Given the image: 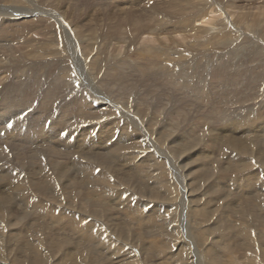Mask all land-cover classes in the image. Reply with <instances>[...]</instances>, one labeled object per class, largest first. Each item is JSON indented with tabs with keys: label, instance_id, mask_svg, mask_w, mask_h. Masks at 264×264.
<instances>
[{
	"label": "rangeland",
	"instance_id": "374dc122",
	"mask_svg": "<svg viewBox=\"0 0 264 264\" xmlns=\"http://www.w3.org/2000/svg\"><path fill=\"white\" fill-rule=\"evenodd\" d=\"M95 1L96 0H86V1L80 0V2L78 4L79 6H88L89 4H91V7H92L93 11L95 12V14L93 15L91 12L88 16H82L79 19H76L75 16H70L71 20L75 24V28H81V29H84L86 31H89L90 29H93L94 27H96L100 30L105 29L106 31H108L112 35H118L119 32L121 30H123L124 32L130 34L131 38L133 39V41L131 43V51L129 54V60L126 62V60H127L126 59V60H124L125 63L120 64L119 67H117V65H115L114 66L115 69H111L112 71H110V73L111 74L113 73V74L111 75L109 73V75L105 77V83H104L103 87L104 88L108 87V86L114 87L113 90H115L116 93H118V90L121 92V95L118 93V95H119L118 98L121 101L128 103V105L130 106L131 109L133 108L136 111H138V109H141V118H142V120H144V124L148 123L150 121V117H157L159 120H161V122H163V124L160 127V131H164L166 127H169L170 125H172L173 122L176 120L182 121L184 124L185 123L186 124L185 125L184 124H178L179 128H178V130L176 129V132H175L176 136L175 137L178 138V140H176L178 142V146L176 143H169V144L165 143V144H163V142L158 141V147H161V145H162V148L164 149V151H162V152L164 154H166L167 156L171 157L172 160H169L170 161L169 162L167 159H165V157H163L162 155H159L161 157L162 161H165L162 163V169L160 170V169L155 168V170L152 171V175L148 174L147 177L142 176L141 179L143 181V184H140L141 182H140L139 178L133 173L132 174L128 173L129 175H127L126 178L122 179V171L121 170H119L120 176L110 177V176H112V171H110L111 170L110 168H112L114 166V168L116 169L118 167H122V165H119L120 162H118V160L107 159L108 165H102V166H100V168H96V171L100 170L101 173L104 172V174H107L105 176V178L107 180H110L109 183H110V185L113 186V188H112V186L110 187V189L113 190L112 192L108 193L105 190H103V191H97V192L90 193L89 190L85 187L86 185H83L85 188H83V186H82V188L85 189V190H83L80 186V183H83V182H81L83 176L80 175L79 173H77V170L75 168L73 170V172H74L73 173L72 169L71 168L69 169L70 166L68 164H62V167H61L62 170L58 168L59 170L62 171V175L59 179V182H61V183L57 182L59 184L58 186L55 183V185L57 186V187H55V189H57V190H52V191L41 190V191H39L35 188H32V186H27V192L29 193V197L31 199L33 198V200H32L33 203L34 204L35 203H40V204L43 203V205L41 206L42 207L41 212H44L45 210H48L50 208H56V211L54 212L56 214V216H57V214L62 215V216H64V214H66V215L74 214V215L81 218L80 222H81L82 226H90L89 228H92V230L94 232H98V233L101 232L100 234L103 236L102 237L103 240L105 239L104 241H102L101 238L97 239V240L91 239V241H87V242L84 241L83 239H81V240L78 239L77 236L75 235V233H73V231L68 230V229L63 231V224L59 221L54 222L56 217L54 215L52 216V214L44 216L43 218L42 217L38 218L39 213L34 214L36 211L29 214L26 209H23V208H25V207H23L24 205L22 206L19 203V200L17 198L13 197L14 195L12 192H10L11 190L9 189V191H8L7 189H4V187H6V186H4V184H8V183L4 182V180L0 177V194L2 193L1 195H6L10 199V202H11V203L10 202L7 203L11 207H6L2 203L3 199L0 197V199H1L0 200V209L2 208V210H9L8 212L5 211L6 213L2 212V210H0V216L8 215V217H6L4 221L2 220L3 223H1V220H0V231H1L0 232V234H1L0 235V244L1 245L3 244L2 246L0 245V264H4V263L7 264V262H8V264H26V263L27 264H37V263H40V264H46V263L47 264H84V263L85 264H264V254H263L264 253V216L262 215V214H264L263 213L264 208L262 206H260V205L264 206V197H262V199H261V197H259V195L262 196V194L264 196V187L261 184V182H263V180H264V170H263L264 169V145H263L264 144V136H263L264 135V97L262 98L263 102L259 103L261 107L258 106V108L249 109L248 111H241V109H238V110L232 109V110L228 111V109H230V108L223 107V105H225V103H235L237 101V100L230 101L232 99L229 98V96L234 95L236 97L235 93L237 92V87L238 88L241 87V83L245 82L243 80H247V81L250 80L251 82L255 81V80L252 81L251 80L252 78L249 79L248 78L249 75H248V77H246V76L244 77V75L242 77L240 75L242 78V81L239 82L240 84L236 83V84H234L235 85L234 86V85H232L233 83H231L228 87L230 91L229 92L224 91V88H227V86L225 85V80H228L227 72L231 71L232 73L228 74V75H231V74H234L235 72L242 71V68L245 65L251 64V61L247 59L248 56L246 55V52H248L247 54L250 55L249 51L248 50L246 51V49L239 50V53L236 56L231 55V57L229 56V59H227L228 58L227 55H226L227 56L226 57L225 55L215 56V55L209 54L212 50V46H214L213 44H206V45H203L202 47H200L198 49L190 47V52H191L190 59H191V62L193 64V68H192L191 74H186V77L188 75H190V77L187 80V85L190 88H188V89L185 88L184 92L191 94L193 101H191L190 104H188L187 100L183 97V95H181V84L179 83L180 81H182L181 76H182L183 71L178 70V73L176 75H174L172 77V79H170L171 75H170L169 71L167 73H163V72H159L156 69H153L151 67L150 64L152 63V61H151L150 56L148 55V53H146L145 51H143L141 49L142 47L147 49L150 46L154 47V48H159L160 46H164V45L174 47L173 42H176L178 44H185L184 46L181 47L183 50V49H186L188 47L187 43L190 44V43H194L196 41H199L200 43H208L210 41L220 40L221 39L220 37H222L224 34L232 35L234 33H236V36L240 37V40H248V39H253V38H257V37L264 39L263 29L258 30V32H260V33H258L256 35L254 31H251L252 29H254V28H251L252 24H248V22H251L252 20H254L256 27L264 24V7H263L264 3L261 2L262 0H260V1L233 0V1L228 2L227 4H229V7H230L229 9H227L228 11H225V12L220 11L219 15L217 12H211L205 18L201 19V21H197L194 23L195 27H196L194 29H196L198 31L196 34V40H195L193 37L188 36V35L182 36V34L176 35L173 33V31H177L178 33L181 32L180 28H167V30H169V32H167L168 36H165V37L163 35H160L164 31L163 29L160 31H156L155 32L156 38H154L152 35H149L147 33L148 30H151V28H148L149 25H147V22L146 21H144V22L140 21L139 22L140 16H135V15L134 16H130V15L124 16L123 15V17L133 18V19H131V21L125 20L122 23H117L112 18H109L106 16V15H108L107 13H110L111 11L115 10L114 5H111L110 9L108 10V12L105 15H99V14H96L97 8L94 5ZM84 2L87 4H84ZM232 7H236V10H232ZM244 10L246 13H244L243 15H240L239 11H244ZM141 11L142 10L133 11V12L139 13ZM113 16H115V18H116L118 15L115 13V15H113ZM32 18L33 17H29L27 19H32ZM227 21H230V22L227 23ZM219 23H225L226 27H228V28H219V29H217V31L213 32L212 31V29H214L213 27L217 26ZM259 23H261V24H259ZM230 25H231V28H229ZM40 29H39L40 31L34 33L33 35L32 34L29 35V38H34V40H36L35 42H33V45H37L38 42H43V41L52 42L53 39L51 36H48L47 34L45 36L43 35V33L44 32L46 33L47 31H45L43 28H40ZM207 30H211L210 37H208V38L205 36V33L207 32ZM48 37H49V39H48ZM164 38H166L165 41L163 40ZM120 44L115 41L110 46L109 53H111V55L113 57L115 55L119 54V58H121V56H124L126 54L125 53V51L127 52V49H125L127 47L126 44H123L122 42ZM11 45H12V47H10V48L13 49V51L16 53L17 56L22 54V52L24 50H26L24 48V46H22L18 42L12 43ZM61 48H59V49H61ZM135 51H136V53L134 54ZM137 51H143L144 52V55H143L144 59L143 60L141 58H139V56H141V55H137ZM94 54L97 55L95 52H94ZM105 55H106V51L101 50L100 54L97 56L101 60L102 58L105 57ZM159 55H161V54H159ZM162 58L159 56V59H160L159 61L166 63L165 61H163ZM118 59H114V61L116 62V61H118ZM181 60H185V56L182 57ZM134 64H137L138 66L135 68ZM167 64H169V63H167ZM225 64L228 65L229 69L230 68L231 69L228 71L224 70ZM121 67L124 70L120 69ZM119 70H121V71H119ZM20 71H22V69L11 70V71L7 70V75L9 78H11L10 82L13 84L19 83L22 90H29L30 93L31 92L35 93L34 91L37 88H39V89H37L38 94H39V92L43 93L44 90L40 89V87H43L44 84H48L51 82L53 83V81H54V79L51 78V76L48 75V73H46V72H44V74L42 75L43 76L42 78H36L35 79L36 81H35L32 79V76H30V75H32V73H30L29 71H28V73H26L27 71H23V72H20ZM118 72L119 73L122 72V74H124L123 77L120 76L121 74L118 75V76H120L118 78L114 77L118 74ZM114 73H116V74L114 75ZM243 78H245V79H243ZM0 79H1L0 80L1 82L5 81L2 78H0ZM106 79H109V81H107ZM47 80L50 82H48ZM39 81L41 82V84H39ZM188 81H190L191 84H189ZM21 82H24V84ZM254 84H255L254 86L256 87L255 90L258 91L260 89V86H259L260 82L256 81V82H254ZM53 86H51V88H53ZM79 86H81L79 84V81L77 83L75 82L73 84L74 90L75 91L77 90L76 93H79V96H75V97H77V103L79 105H82V106L90 105L91 103H93L92 100L89 98L90 94L87 91L88 88H85L84 86H82V88L79 89ZM258 86H259V88H258ZM212 88H214L217 91L212 92V90H211ZM83 89H85V90H83ZM0 91H1V87H0ZM60 91H61V89H60ZM62 91L68 92L66 85L63 86ZM115 91H113V92H115ZM73 93H75V92L73 91L72 94ZM263 95H264V93H263ZM14 96L16 97L17 94L15 95V93H14L13 97ZM30 96H31V94H30ZM84 96L86 99L84 98ZM171 96L179 98V102L177 104H181V105L177 109H174L172 106L169 105L170 102L173 100V98ZM34 98L35 97L32 95L30 101L32 102L33 101L32 99H34ZM212 99H214L216 101H221L222 106L218 107V109H214V110H208L207 108H205L206 102L208 100H212ZM16 100H18V99H16ZM59 101H61V100H59ZM39 103H40V101H39ZM68 103L69 102H66L65 105ZM187 105H190L189 107L192 109L191 111L187 112L186 110H181L183 107L187 108ZM101 106H105V105L99 106L98 104L95 103V105H93L94 108L89 107L87 110H92V113L94 111L99 113V110H100L99 107H101ZM1 109H4L2 107V104H0V110ZM177 110H181V111L177 113ZM219 110L221 111V115L223 114V118H222L223 120H220V118H218V116L220 114ZM33 112H34V109L31 108L29 110L24 111V113L22 112L23 114L20 113L18 115L12 116L11 119L7 123L4 124V126L0 125V128H3L0 131V146H1L0 152L3 150L1 152L2 154H0L1 155L0 161H2V162H0V173H2V172L4 173V171H6L4 169V167L11 165V164H14L16 162L15 161L16 158L19 157L21 160L23 159L24 162L26 161L25 163H27V164H25V165L27 167L25 166L26 168H24V170L20 169V168L17 169L20 172V175L19 176L17 175V179L19 177L23 178L27 184L28 183L30 184L32 182V180L35 182H39L43 178V175H37L36 169H38V168L35 165V163H37V162L31 161V159H30V157L32 156V154H31L32 152H30V150L34 149L35 146L31 147V145L27 144V143H24V144L22 143L23 144L22 145V144H20L21 142H15L16 140L8 141L5 138V133H6V130L11 129L13 127V125H15V123H17L18 121L23 120L24 118H26V116L30 117L31 116L30 114H32ZM49 112H51V113H47V114H45V116L47 115L46 117H48L50 120H52L53 117H55L57 110L54 109V107H53L51 110H49ZM231 112L232 113L234 112V113L232 114ZM97 113L94 112V114H97ZM181 113H182V115H181V117H179L178 114H181ZM176 114L178 117L176 116ZM193 114H195L196 117ZM2 116H4V115L1 114L0 117H2ZM18 117H19V119H18ZM254 117L257 120L260 119L259 121H257L258 125L255 126V128L247 129L246 124L249 121H251L250 119H252ZM16 118H17V120H16ZM187 119L190 120L189 122L187 121L188 123L185 121ZM28 120H25V121H28ZM50 120H48L49 122H47V124L45 125V128L50 127L49 125L52 122ZM10 122H11V124H10ZM224 122H227L229 124H230V122L235 123V125L232 126V130H234V132L235 131L236 132L234 133L233 131H230L229 129H224L223 128L225 125ZM71 124H72V121L69 122L68 124H66V126H64L62 128V130L60 132V138L67 139V137L69 136L68 133L72 132V130L69 128H70V126H72L74 124V122L72 125ZM9 125H11V126H9ZM40 126L44 127L43 124ZM261 126H263V129ZM72 129H75V127H73ZM132 129H136L134 131L139 132V134H136V136H138V137L149 136V133L147 132V130L144 127H142V132H141L136 128V126L133 123L128 124V135L130 134ZM188 131H191V136L185 135V133ZM63 133H64V135H63ZM78 133L80 134L81 131H79ZM67 134H68V136H67ZM125 136H127V134L123 135V137H125ZM183 136H184V139H191V141H190L191 143L189 142V144L183 146V148H180V147H182L181 141H184V140H182ZM197 136H198V138L199 137H202V138L198 139ZM229 136H230V138H229ZM216 137H218L219 139H217ZM195 138H196V141L194 140ZM140 140H142V138ZM143 140H144V138H143ZM200 140H201V142H200ZM202 140H203V142H202ZM235 140H236L237 144H235L236 143ZM5 141H8L9 143L5 142ZM128 141H129V137H128ZM239 141L241 144L239 143ZM142 142L144 143L145 146H147V144L149 145V142H147V141H142ZM129 143H132V142H129ZM212 143L215 144L216 146L215 145L212 146L213 145ZM15 144L17 146H18V144H20L19 148H21V146H22V148L19 150V148ZM110 144L111 143L109 141L107 146H109ZM230 144H232V145L234 144V146H232ZM24 145L27 146L28 148L27 147L24 148L25 147ZM49 145L50 144H48V145L45 144L44 148L45 149L49 148ZM14 146H15V148H14ZM236 146H238L239 148ZM3 147L4 148L6 147L5 151H4ZM50 147H51V145H50ZM109 147L107 149H109ZM188 147H189V150L186 149ZM23 148L25 149L26 152L24 151ZM147 148H149V147H147ZM190 148H193V150ZM26 149H28V150H26ZM165 149L167 150V152ZM174 149L176 150V153L174 152ZM184 149H186V150H184ZM236 149H238L239 152ZM14 150H16L17 152ZM47 150H45V151H47ZM69 150L71 152L74 150L72 152L73 154L71 152H69ZM73 150L68 149V148H66V149L64 148V149L60 150L62 152L61 156L64 157V159H62L64 162L68 161L67 160V158L69 157L68 153H70V156H72L71 157L72 159L74 157H77L79 154L80 155L83 154L82 155L83 157H91V156L94 157L95 155L100 153L99 151H97V153H95L94 151H92V152L89 151V153H87L88 154L87 155V154H84L87 151L84 152V151H82V149H79V150L73 149ZM8 151H9V153H7ZM31 151H33V150H31ZM108 151L111 153L113 152V150H108ZM15 152H16V154H15ZM189 152H190V154H188ZM210 152H212V153H210ZM246 152L250 155H248ZM43 153H45V152H43ZM43 153L39 152L38 158H39V161H43V163L46 165L49 164L48 160L55 159V157H56L55 156L56 153H55V155L54 154L49 155V152H46L45 154H43ZM133 153L134 152H130L131 155ZM138 153H140V152L134 153V155H137ZM106 154H108V152ZM175 154H177V155H175ZM17 155H20V156H17ZM48 156H49V158H48ZM182 156H184V157H182ZM193 156L194 157L196 156V158H194ZM12 157H14L13 161H15V162L12 161ZM177 157L179 160L177 159ZM199 157H200V159H198ZM202 157H204V158H202ZM44 158L46 159V161ZM180 158L183 159V161ZM20 159H19V161H20ZM56 159H58V158H56ZM194 159H196V160H194ZM5 160L8 163H5L6 162ZM198 160H200V161H198ZM208 161H210V162H208ZM226 161H227V163H226ZM24 162H23V164H24ZM176 162L178 165L176 164ZM186 162H187V164H185ZM31 163L36 167H34ZM182 163H184V164H182ZM189 163H190V165H189ZM213 163L214 164L216 163V164L213 166L212 165ZM17 165H19V164H17ZM65 165H68V166H65ZM105 166H108V167L110 166V167H109V169H107L108 167L104 168ZM208 166H210V167H208ZM227 166L230 167V169ZM225 167H226V169H225ZM261 167H263V169ZM2 168H3V170H2ZM157 168H160V167H157ZM175 168L179 170L181 175H178L176 173V171L174 170ZM213 168L215 170H213ZM65 170H66V172H65ZM157 170H159V172ZM211 170H212V172L210 173ZM220 170H222V171H220ZM24 171L26 172V174H24L25 173ZM262 171H263V173H262ZM220 172L222 174H220ZM64 173H65V175H64ZM231 173H233V174H231ZM170 175L172 176V178ZM247 176H248V178H247ZM24 177H26V178H24ZM28 177H30V178H28ZM14 179L17 180L16 178H14ZM68 179L71 181L72 180L77 181L76 183L71 184V186H70L71 181L67 184L69 188L73 187L72 189H69L68 187L65 188L64 185H62V183L65 184L66 180H68ZM79 180H80V182H79ZM118 180H120V181H118ZM131 180H133V181H131ZM149 180L152 181L153 183L152 184L148 183V182H150ZM156 180H159V181H156ZM174 180L177 182H174ZM56 181H58V178L56 179ZM251 181H253V182H251ZM138 182H140V183H138ZM114 183L116 184L115 186H114ZM155 183H157V185ZM255 183L257 185H255ZM1 184H3V186ZM122 184H124V185L126 184V186H124ZM198 184H200V185L198 186ZM260 184H261V186H260ZM162 185H164V186L162 187ZM178 185H180V186H178ZM173 186H175V188ZM148 187H150V188H148ZM166 187H168V188H166ZM260 187H262L263 189ZM28 188H30V189H28ZM80 188L82 189L81 190L82 192L79 190ZM242 188H245V189H242ZM40 189H42V187H40ZM63 189H65V190H63ZM172 189H173V192L171 191V193H170V190H172ZM235 189H237V190H235ZM239 189H240V191H239ZM71 190L72 191L76 190V192H73V194H72ZM157 191H159V194ZM177 191H178V193H177ZM191 191H192V193H191ZM30 192L31 193L33 192V193L31 194ZM54 192H55V194H54ZM187 192H189L191 194H189ZM239 192H241V194ZM244 192H246V193H244ZM252 192H254V193H252ZM37 193H38V195H36ZM60 193H62L61 196H63V195H65V196L60 198L59 197ZM161 193H163L162 194L163 196L160 195ZM214 193H216V195ZM256 193L258 195H256ZM41 194H42V196H41ZM111 194L112 195L114 194L115 196L118 197L117 198L118 202H116V200H113L116 197H114V195H113V197H111L112 196ZM35 195H36V197H35ZM130 195H132V196H130ZM51 196L52 197L54 196V199L50 198ZM83 196H84V198H83ZM86 196H88L87 197L88 200L92 199V202L95 201L94 205H96V206L91 205L90 202L87 203L86 202L87 201ZM159 196H160V198H159ZM181 196L183 198H181ZM105 197L107 199H105ZM37 198H38V200H37ZM96 198H97V200H96ZM161 198H164V199H161ZM190 198L193 201L189 200ZM252 198H253V200H252ZM47 199H49L50 202ZM51 200H56V201L51 202ZM158 200H160V201H158ZM250 200L252 202H250ZM68 201L70 202V204ZM55 202H57V204ZM133 202H134V204H133ZM244 202H246V203H244ZM258 202H259V204H258ZM251 204H252V207H255V209L258 211H256V210L253 211L254 208L252 209ZM257 204L260 206L259 207V208H261L260 210L258 207H256V206H258ZM167 205L169 206V208ZM243 205L245 206L244 207L245 209L242 207ZM149 206H152V207H149ZM193 206H195L194 207L195 210H194ZM147 208H150V210ZM158 209H160V210H158ZM242 209H244V210H242ZM241 210L243 211V213ZM24 211L26 213H24ZM69 211H70V213H69ZM166 211L168 213H165ZM252 211L257 212V213H253ZM13 212H15L16 214ZM20 212H22V213H20ZM80 212H81V214H80ZM154 212H155V215L152 216L154 214ZM191 212H193L195 214V217H194V214ZM249 212H251V214H249ZM142 213L144 215H146V214L149 215L150 219H148L147 216L144 217V215ZM158 213H160V214H158ZM124 214H125V216H124ZM240 214H242V216ZM243 214H244V217H243ZM253 214L255 216H253ZM259 214H260V216L262 215L261 218H259ZM14 215L16 218L14 217ZM23 215L26 216L27 219H29V220L22 221L20 216H23ZM82 215H84V216H82ZM120 216H121V218H119ZM235 216H236V218L237 217L238 218L236 219ZM18 217L20 220L18 219ZM7 218L9 220H7ZM198 218H200V219H198ZM257 218H259V219H257ZM16 219L19 220V223H21V224H18V221ZM34 219L38 220L37 221L38 223L36 222V224L31 225L30 222H28V221H32ZM119 219L123 223L120 222ZM190 219H191V221H190ZM252 219L256 220V221H253ZM51 220H52V222H51ZM124 220L126 222H124ZM132 220H134V221H132ZM249 220H251V221L249 222ZM257 220L260 221V223ZM8 221H9V223H8ZM13 221L16 223L14 224ZM127 221L129 224L127 223ZM173 221L175 223H172ZM254 222H257L258 224H255V225L252 224L251 225V223H254ZM261 222H263V223H261ZM10 223H13L15 226L17 224V227H20V230H17L16 228L14 229L15 226L13 227L12 226L13 224L9 225ZM119 223H121V226ZM122 224H124V225L122 226ZM240 225H241V227H240ZM11 226L13 227V229ZM135 226H136V228L134 230ZM138 226H141V227H138ZM8 227H11L10 228L11 230H9ZM30 227H31V229H30ZM121 227H122V229H121ZM173 227H175V228H173ZM194 227H195V229H194ZM250 228H252L253 231ZM40 230H42V231H40ZM115 232H117V233H115ZM156 232L159 234H157ZM133 233H135V234H133ZM125 234H128V235H125ZM251 234H252V236L253 235L254 236L253 237L250 236ZM12 235L13 236L15 235V236L13 237ZM38 235H40V236H38ZM52 235H53V238H52ZM171 235H172V237H171ZM149 236L150 237L152 236V237L150 238ZM113 237H115V238H113ZM241 237L243 239H241ZM248 237H250V238H248ZM255 237H257V238H255ZM124 238H125V240H124ZM177 238L179 239V241ZM246 238H248V239H246ZM250 239H254L255 241L254 240L252 241ZM245 240H249V241H246V243H245ZM48 243H49V245H48ZM37 244H38V246H37ZM12 245H13V247H10ZM15 245H16V250L12 249L15 247ZM50 246H51V248H50ZM26 247H28L29 249ZM112 248H113V250H112ZM199 248H200V250H199ZM5 249H7L9 252ZM204 249H206V250H204ZM26 251H27V253H26ZM75 251H76V253H78V255L76 253H73ZM106 251H109V252H106ZM110 251H112V252H110ZM204 251H205V253H204ZM30 254H32V255H30ZM27 256H28V258H27ZM40 256H42V257H40ZM91 256H92V258H91ZM84 257H85V259H84ZM76 258H78L79 260ZM5 260H7V262ZM97 261H99V262H97Z\"/></svg>",
	"mask_w": 264,
	"mask_h": 264
},
{
	"label": "bare ground",
	"instance_id": "6f19581e",
	"mask_svg": "<svg viewBox=\"0 0 264 264\" xmlns=\"http://www.w3.org/2000/svg\"><path fill=\"white\" fill-rule=\"evenodd\" d=\"M81 1H83V0H81ZM84 1H86V0H84ZM230 1H233V0H96L94 2V5L97 8L96 14H99V15H105L108 12V10L110 9L111 5H114L115 10L111 11L110 13H107L108 15H106V16L109 17V18H112L117 23H122L125 20L131 21V19H133V18L123 17V15L124 16H126V15H130V16H134V15L135 16H140L139 17V22L140 21L141 22H144V21L147 22V25H149L148 28H151V30H148L147 33L149 35H152L154 38H156L155 37V32L156 31H160V30L163 29L164 31L160 35H163L165 37V36H168V33L167 32H169V30H167V28H180V31L181 32L178 33L177 31H173V33L176 34V35L177 34H182V36L183 35H188V36L193 37L196 40V34H197L198 31L196 29H194V28H196L194 23L197 22V21H201V19L205 18L211 12H217L218 15H219L220 11H224V12L225 11H228L227 9H229L230 7H229V4H227V3L230 2ZM252 1H260V0H252ZM79 2H80V0H0V78H2L3 80H5L3 82L0 81V87H1L0 96L2 95L0 97V104H2V107L4 108V109H1L0 110V115L1 114L4 115V116L0 117V125L4 126V124L7 123L11 119L12 116L18 115V114H20L22 112L24 113V111L29 110L31 108L34 109V112L32 114H30L31 115L30 117L29 116H26V118H24L23 120L18 121V122L16 121L17 123H15V125H13V127L11 129L6 130L5 138L8 141H14V140H16L15 142H21L20 144L27 143V144H30L31 147L35 146L34 149H31L33 151H31L29 149L30 152H32L31 153L32 156L30 157V159H31V161H34V162L36 161L37 162V163H35V165L38 168V169H36L37 175H43V178L39 182H35V181H33L31 179L32 182L30 184L29 183L27 184L24 181L23 178H20L19 177L17 179V175L18 176L20 175V172L17 169L20 168V169H23L24 170V168L27 167L25 165V164H27V163H25L26 161L24 162L23 159L21 160L19 157L16 158V160H15L16 162L13 161V158L14 157H12V161L15 162V163L4 167V169L6 171H4V173L3 172L0 173L1 174L0 177L4 180V182H7L8 183V184H4V186H6V187H4V189H7L8 191L10 189L11 190L10 192H12L13 195H14L13 197L14 198H17L19 200V203L22 206L24 205L23 207H25V208H23V209H26L29 214L36 211L34 214L39 213L38 218H41V217L43 218L44 216H47L49 214H52V216L54 215L56 217V219H55L54 222L59 221V222H61L63 224V231L66 230V229L73 231V233H75V235L77 236L78 239H80V240L83 239L84 241L87 242V241H91V239H96L97 240V239H100L101 238L102 241H104L105 239L103 240V238H102L103 236L100 234L101 232L100 233L94 232L92 230V228H89L90 226H82L81 225V222H80L81 221V218L78 217V216H76V215H74V214H68V215L64 214V216L57 214V216H56V214L54 213L56 211V208H50L48 210H45L44 212H41V209H42L41 206L43 205V203L42 204H40V203H35L34 204L33 203V201H32L33 198L31 199L29 197V193L27 192V186H32V188H35V189H37L39 191H41V190H47V191L57 190V189H55V187H57L59 185L57 182H59V179H60V177L62 175V171H61L62 170L61 169L62 164H68L70 166L69 169L71 168L72 169V172H73V170L75 168L77 170V173H79L80 175L83 176L82 177V181H81L83 183H80L81 188H82L83 185H86L85 187L89 190L90 193L97 192V191H103V190H105L108 193L109 192H112L113 190L110 189V187L112 186L109 183L110 180H107L105 178V176L107 174H104V172L101 173L100 170L96 171V168H100V166H102V165H108V163H107L108 160L107 159H115V160H118V162H120V164L119 163L118 164L119 165H122V167H118L116 169L114 168V166L112 168H110L111 169L110 171H112V176H110V177H116V176L118 177V176H120L119 170H121L122 171V179L123 178H126L127 175L133 173V174H135L139 178V180L141 182V183L140 182H138V183L143 184V181L141 179L142 176L147 177L148 174H151L152 175V171L155 170V168L156 169H160V170L162 169V163L165 162V161H162V159H161V157L159 155H162L168 161L169 160H172L171 157L167 156L166 154H164L162 152V151H164V149L162 148V145H161V147H158V141L159 142L160 141L163 142V144H165V143L166 144L167 143L168 144L169 143H176L177 146H178V142L176 141V140H178V138L175 137L176 136V133L175 132H176V129L178 130V128H179L178 124H184V123L182 121L176 120V121L173 122L172 125H170L169 127H166L164 131H160V127L163 124V122H161V120H159L157 117H150V121L148 123H145L144 124V120H142V118H141V109H138V111H136L133 108L131 109L130 106L128 105V103H126L124 101H121L118 98L119 97L118 93L121 95V92L118 90V93H116V91L113 90L114 87H112V86H108V87H105V88L103 87V85L105 83V77L109 75L110 71H112L111 69H115L114 68L115 65H117V67H119L120 64L125 63L124 60L127 59L126 62L129 60V54H130V51H131V43H132L133 39L131 38L130 34L124 32L123 30H121L118 35H112L108 31H106L105 29H101L100 30V29H98L96 27H94L93 29H90L89 31H86V30L81 29V28H75V24L71 20V17L70 16H75L76 19H79L82 16H88L91 12H92L93 15L95 14V12L93 11V9L91 7V4H89L88 6H79L78 5ZM261 2L264 3V0H262ZM84 4H87V3L84 2ZM263 7H264V4H263ZM140 10H142V11L139 12V13H134L133 12V11H140ZM232 10H236V7H232ZM115 13L118 15L116 18H115V16H113V15H115ZM244 13H246L245 10L244 11H239V14L240 15H243ZM29 17H33V18L32 19H27ZM228 22H230V21H227V23ZM248 24H252L251 28H254V29H252L251 31H254L256 35L258 33H260V32H258V30H262L263 29V31H264V24L259 25V26L256 27V24L254 23V20H252L251 22H248ZM259 24H261V23H259ZM40 28H43L45 31H47L46 33L44 32L43 35L45 36L47 34L48 36H51L52 39H53L52 42H50V41H43V42H38L37 45H33V42H35L36 40H34V38H29V35L30 34L33 35L34 33L40 31L41 30ZM213 28L214 29H212V31L215 32L219 28H228V27H226V24L225 23H219L217 26H214ZM229 28H231V25H230ZM210 33H211V30H207V32L205 33V36L207 38L210 37ZM220 38H221L220 40L210 41L208 43H200L199 41H196V42L190 43V44L187 43L188 47L186 49H183V50H182L181 47L184 46L185 44H178L176 42H173L174 47H171V46H168V45H164V46H160L159 48H154V47H151L150 46L147 49H145L144 47H142L141 49L143 51H145L146 53H148V55L150 56L151 61H152V63L150 64L151 67L153 69H156L157 71L163 72V73H167L169 71L170 72V75H171L170 76V79H172V77L178 73V70L179 71H183L182 72V76H181L182 81H180L179 83L181 84V95H183V97L187 100V103L188 104H190V102L193 101L192 100V95L184 92V89L185 88H187V89L190 88L187 85V80L190 77V75H188L186 77V74H191V71H192V68H193V64H192L191 59H190V54H191L190 47H193V48L198 49V48L202 47L203 45L213 44L214 46H212V50H211V52L209 54H212V55H215V56H219V55H225L226 56L227 55L228 56L227 59H229V56L231 57V55H235L236 56L239 53V50L246 49V51L248 50L249 53H250V55H248L247 54L248 52H246V55L248 56L247 59L251 61V64L250 65H245L242 68V71H240V72L238 71V72H235L234 74H231V75H228L229 73H232L231 71L227 72L228 80H225V85L227 86V88H224V91L229 92L230 91L229 88H228L229 85L231 83H233L232 85H234V84L239 83L240 81H242L241 76L243 77V75H244V77L245 76L248 77V75H249L248 78L249 79L252 78L251 80L252 81L255 80L254 82L259 81L260 82V85H259L260 86V89L258 91L255 90L256 87L254 86L255 85L254 82H251L250 80L249 81L243 80L245 82H242L241 83V87L240 88L237 87V92L235 93L236 97L234 95L229 96V98L232 99L230 101H234V100H237V101L235 103H225V105H223V107L230 108V109H228V111H230L232 109H237V110L238 109H241V111H248L249 109H256V108H258V106L261 107L259 103L260 102H263L262 101V98L264 97V95H263V93H264V39L257 37V38L248 39V40H240V37L239 36H236V33H234L232 35L224 34ZM48 39H49V37H48ZM165 39L166 38H164L163 40L165 41ZM115 41L117 43H119V44L122 42L123 44H126V46H127L125 48V49H127V52L125 51L126 54L124 56H121V58H119V54H117V55H115L113 57L111 55V53H109V48L113 44V42H115ZM15 42H18L19 44H21L22 46H24V48L26 49V50H24L22 52V54H20L18 56L13 51V49L10 48V47H12L11 44L12 43H15ZM59 48H61V49H59ZM101 50H105L106 51V55H105L104 58L101 57L102 59L100 60L97 55L100 54V51ZM143 51H137V55H141V56H139V58H141L142 60L144 59L143 58V55H144V52ZM94 52L97 55H95ZM135 53H136V51L134 52V54ZM159 54H161V55H159ZM159 56L161 58L163 57L162 59L166 63L160 62L159 61L160 60L159 59ZM184 56H185V60H181V58L184 57ZM114 59H118V61L115 62ZM167 63H169V64H167ZM134 65H135V68L138 66L137 64H134ZM20 69H22V71H20V72L27 71L26 73H28V71H29L30 73H32V75H30V76H32V79L33 80H35L36 78H42L43 77L42 75L44 74V72H46V73H48V75L51 76V78L54 79V81L52 80L53 83L51 82L54 86L51 83L44 84L43 87H40V89H43L44 91H43V93L42 92H39V94H38V90H37L39 88H37V87H36L37 88L36 89L37 91L36 90L34 91L35 93H33V92L30 93L29 90H22L21 87H20V85H19V83H14V84L11 83L10 82L11 78H9L8 75H7V70H10L11 71V70H20ZM120 69L124 70L122 67ZM230 69L228 68V65L225 64L224 70L228 71ZM119 71H121V70H119ZM115 74L116 73H114V75ZM119 74H121L120 76H122V77L124 75V74H122V72L121 73L118 72V74L116 76H114V77H117V78L120 77V76H118ZM243 79H245V78H243ZM106 80L109 81V79H106ZM78 81H79V84L81 85V86H79V89H81L82 86H84L85 88H88L87 91L90 94V97L89 98L93 102V103L90 102L91 103L90 104L91 106L90 105L82 106V105H79L77 103V97H75V96H79V93H76L77 90L76 91L74 90L73 84L75 82L77 83ZM48 82H50V81H48ZM21 83L24 84V82H21ZM188 83L191 84L190 81H188ZM39 84H41L40 81H39ZM65 85H66V88H67L68 92H63L62 91L63 86H65ZM51 86H53V88H51ZM259 86H258V88H259ZM60 89H61V91H60ZM83 90H85V89H83ZM211 90H212V92H216L217 91L214 88H212ZM73 91L76 94L75 93L72 94ZM113 91H115V92H113ZM14 93H15V95L17 94L16 97L15 96L13 97V94ZM30 94H31V96L33 95L35 97L34 99H32L33 100L32 102L30 101L31 100ZM171 97L173 98V100L170 102L169 105L172 106L174 109H177L181 105V104H177L179 102V98L174 97V96H171ZM84 98H85V96H84ZM16 99H18V100H16ZM59 100H61V101H59ZM39 101H40V103H39ZM66 102H69V103L65 105ZM95 103L98 104L99 106L100 105H105V106L99 107L100 108V110L98 109L99 110V113H97L96 111H94L97 114H94V112L92 113V110H87L89 107L90 108H94L93 105H95ZM189 106L190 105H187V108L186 107L185 108L183 107L181 110H186L187 112L188 111H191L192 109ZM221 106H222L221 105V101H216L214 99L208 100L206 102V104H205V108H207L208 110L218 109V107H221ZM53 107H54V109L57 110V113H56L55 117H53V119L50 120L48 117H46L47 115L45 116V114L51 113V112H49V110H51ZM181 110H177V113L180 112ZM219 112H220V114H219L218 118H220V120H223L222 119L223 118V114L221 115V111L220 110H219ZM181 115H182V113L181 114H178L179 117H181ZM193 115L196 117L195 114H193ZM176 116H177V114H176ZM18 119H19V117H18ZM16 120H17V118H16ZM25 120H28V121H25ZM48 120H50L52 122L49 125L50 127L45 128V125L47 124V122H49ZM250 120L251 121H249L246 124L247 129L255 128V126L258 125V122L257 121H259L260 119L257 120L254 117V118H252ZM71 121H72V124L74 122V124L73 125L71 124L72 126H70V128H69V129L72 130V132L71 133H68L69 136L67 134V136H68L67 139L60 138V132H61L62 128L64 126H66V124H68ZM185 121L186 122L187 121L189 122L190 120L187 119ZM129 123H133L136 126V128L139 131H141V132H142V127H144L147 130V132L149 133V136H147V137H144V136L138 137V136H136V134H139V132L134 131L136 129H132L131 132H130V134L128 135V124ZM224 123H225V125L223 127L224 129H229L230 131H233L234 132V130H232V126L235 125V123L230 122L231 125L229 123H227V122H224ZM10 124H11V122H10ZM42 124L44 125V127H41L40 126ZM73 127H75V129H72ZM261 127L263 129V126H261ZM2 129L3 128H0V131ZM79 131H81L80 134L78 133ZM124 134H127V136L123 137ZM63 135H64V133H63ZM185 135L191 136V131L186 132ZM128 137H129V141H128ZM141 138H142V140H140ZM143 138H144V140H143ZM197 138H198V136H197ZM199 138H202V137H199ZM216 138L219 139L218 137H216ZM229 138H230V136H229ZM182 140H184V141H181L182 147H180V148H183V146L189 144V142L191 141V139H184V136H183V139ZM194 140L196 141V138ZM8 141H5V142H8ZM109 141L111 143L109 145L110 147L107 146V144H108ZM142 141L149 142V145L147 144V146H145ZM129 142H132V143H129ZM200 142H201V140H200ZM202 142H203V140H202ZM235 142H236V140H235ZM239 143H240V141H239ZM20 144H18V146L16 144L15 145L19 148L20 147ZM45 144H47V145L50 144L51 147L49 145V148H46L45 149L44 148V145ZM235 144H237V142ZM214 145L215 144H213L212 146H214ZM230 145H232V144H230ZM232 146H234V144ZM26 147L27 146H25L24 148H26ZM108 147H109V149H107ZM147 147H149V148H147ZM236 147H238V146H236ZM5 148H4V151H5ZM14 148H15V146H14ZM21 148H22V146H21ZM21 148H19V150ZM64 148L65 149L68 148V149H71V150H73V149H77V150L82 149V151H84V152L87 151L84 154L89 153V151L90 152L94 151L95 153H97V151H99L100 153H98L94 157H92V156L91 157H83L82 156L83 154H81V155L79 154L78 155L76 153L78 156L77 157H74L73 159L71 158L72 156H70V153H68V156H69L67 158L68 161H65L64 162L62 160V159H64V157L61 156L62 152L60 151V150H62ZM193 148H190V149L193 150ZM186 149L189 150V147L186 148ZM186 149H184V150H186ZM0 150H1V148H0ZM26 150H28V149H26ZM45 150H47V151H45ZM108 150H113V152L111 153ZM236 150L238 151V149H236ZM14 151H16V150H14ZM24 151H25V149H24ZM1 152H0V154H2ZM16 152H15V154H16ZM39 152H42V153L43 152H45V153L46 152H49V155L50 154H54L55 155V153H56V155H55L56 157H55V159H51L50 158L51 160H48L49 161V164L46 165V164L43 163V161H39V158H38ZM69 152H71V151L69 150ZM105 152L106 153L108 152V154H106ZM130 152H134V153L140 152V153H138L137 155H134V153H133L131 155ZM166 152H167V150H166ZM174 152L176 153V150L175 149H174ZM7 153H9V151ZM45 153H43V154H45ZM210 153H212V152H210ZM177 154H175V155H177ZM188 154H190V152ZM248 155H250V154H248ZM17 156H20V155H17ZM182 157H184V156H182ZM200 157L198 159H200ZM48 158H49V156H48ZM56 158H58V159H56ZM194 158H196V156ZM202 158H204V157H202ZM19 159H20V161H19ZM177 159H178V157H177ZM181 160L183 161V159H181ZM194 160H196V159H194ZM7 161L5 163H8ZM22 161L24 162V164H23ZM45 161H46V159H45ZM198 161H200V160H198ZM0 162H2V161H0ZM177 162H176V164H177ZM208 162H210V161H208ZM16 163L19 164V165H17ZM190 163H189V165H190ZM226 163H227V161H226ZM182 164H184V163H182ZM185 164H187V162ZM215 164L213 163L212 165L214 166ZM68 165H65V166H68ZM36 166H34V167H36ZM106 167H108V166H105L104 168H106ZM109 167L107 169H109ZM157 167H160V168H157ZM208 167H210V166H208ZM58 168L61 169V170H59ZM214 168H213V170H215ZM228 168L230 169V167H228ZM261 168L263 169V167H261ZM225 169H226V167H225ZM2 170H3V168H2ZM174 170L176 171V173L178 175H181L178 169L175 168ZM157 171L159 172V170H157ZM220 171H222V170H220ZM65 172H66V170H65ZM211 172H212V170L210 171V173ZM262 173H263V171H262ZM24 174H26V172ZM220 174H222V173L220 172ZM231 174H233V173H231ZM64 175H65V173H64ZM56 177L58 178V181H56V179H57ZM14 178H16L17 180H15ZM24 178H26V177H24ZM28 178H30V177H28ZM171 178H172V176H171ZM247 178H248V176H247ZM70 181L71 180L68 179V180H66L65 184L62 183V185H64V187L67 188L68 187L67 184ZM118 181H120V180H118ZM131 181H133V180H131ZM156 181H159V180H156ZM76 182H77L76 180L75 181L72 180L71 183H70V186H71V184L76 183ZM79 182H80V180H79ZM174 182H177V181L174 180ZM251 182H253V181H251ZM55 183H56L57 186L55 185ZM59 183H61V182H59ZM148 183L152 184L153 182L150 181ZM155 184L157 185V183H155ZM261 184L264 187V180H263V182H261ZM261 184H260V186H261ZM1 185L3 186V184H1ZM115 185L116 184L114 183V186ZM122 185H124V184H122ZM199 185L200 184H198V186ZM255 185H257V184L255 183ZM124 186H126V184ZM163 186L164 185H162V187ZM178 186H180V185H178ZM40 187H42V189H40ZM85 187L83 186V188H85ZM168 187H166V188H168ZM173 187L175 188V186H173ZM72 188H69V189H72ZM81 188L79 189L80 191L83 189V188L82 189ZM112 188H113V186H112ZM148 188H150V187H148ZM260 188H262V187H260ZM28 189H30V188H28ZM242 189H245V188H242ZM63 190H65V189H63ZM83 190H85V189H83ZM235 190H237V189H235ZM159 191H157L158 194H159ZM171 191L173 192V189L170 190V193H171ZM239 191H240V189H239ZM73 192H76V190H74V191L71 190V193L72 194H73ZM189 192H187V193H189ZM38 193L36 195H38ZM177 193H178V191H177ZM191 193H192V191H191ZM191 193H189V194H191ZM239 193L241 194V192H239ZM244 193H246V192H244ZM252 193H254V192H252ZM1 194H0V197L3 199L2 200V203L6 207H11V206H9L7 204L8 202H10V199L6 195H1ZM54 194H55V192H54ZM61 194L62 193L59 194L60 196L58 195L60 198H62L63 196H65V195L61 196ZM162 194L163 193H161L160 195L163 196ZM214 194L216 195V193H214ZM36 195H35V197H36ZM113 195L111 197H113ZM256 195H258V194L256 193ZM41 196H42V194H41ZM130 196H132V195H130ZM87 197L88 196H86V198ZM114 197H116V198L113 199V200H116V202H118L117 201V198L118 197L115 196V195H114ZM259 197H261V199H262V197H264V196L262 194V196L259 195ZM50 198H53L54 199V196L53 197L51 196ZM83 198H84V196H83ZM159 198H160V196H159ZM164 198H161V199H164ZM181 198H183V197L181 196ZM105 199H107V198L105 197ZM37 200H38V198H37ZM47 200H49V199H47ZM96 200H97V198H96ZM189 200H192V199L190 198ZM252 200H253V198H252ZM52 201L54 202L56 200H51V202ZM158 201H160V200H158ZM49 202H50V200H49ZM86 202L87 203L90 202L91 205H94V202L95 201L92 202V199L91 200H88V198H87V201ZM250 202H252V201L250 200ZM55 203L57 204V202H55ZM244 203H246V202H244ZM69 204H70V202H69ZM133 204H134V202H133ZM258 204H259V202H258ZM94 206H96V205H94ZM260 206H262L264 208L263 205H260ZM260 206L258 205L256 207L259 208ZM149 207H152V206H149ZM194 207L195 206H193V208ZM242 207L244 208L245 206L243 205ZM251 207H252V204H251ZM168 208H169V206H168ZM147 209L150 210V208H147ZM244 209H242V210H244ZM252 209H253V211L256 210L255 207H252ZM260 209L261 208H259V210ZM0 210H2V208ZM158 210H160V209H158ZM194 210H195V208H194ZM5 211L8 212L9 210H2V212H5ZM167 211L165 213H168ZM256 211H258V210H256ZM13 213H15V212H13ZM20 213H22V212H20ZM24 213H26V212L24 211ZM69 213H70V211H69ZM191 213H193V212H191ZM242 213H243V211H242ZM253 213H257V212H253ZM80 214H81V212H80ZM158 214H160V213H158ZM244 214H243V217H244ZM249 214H251V212H249ZM154 215H155V212H154V214L152 216H154ZM240 215L242 216V214H240ZM262 215L264 216V214H262ZM23 216H20V218L22 219V221L29 220V219H27L26 216H24V217ZM82 216H84V215H82ZM124 216H125V214H124ZM146 216H147L148 219H150L149 215H147V214L144 215V217H146ZM253 216H255V215L253 214ZM261 216L259 214V218H261ZM6 217H8V215H6V216H0L1 223H3L2 220L4 221ZM14 217H15V215H14ZM194 217H195V214H194ZM119 218H121V216ZM235 218H236V216H235ZM259 218H257V219H259ZM18 219H19V217H18ZM198 219H200V218H198ZM7 220H9V219L7 218ZM19 220H17L18 221V224H21V223H19ZM52 220H51V222H52ZM32 221H28V222H30V224L33 225V224H36V222L38 220L34 219ZM119 221L122 222L120 219H119ZM132 221H134V220H132ZM174 221L172 223H175ZM190 221H191V219H190ZM250 221L251 220H249V222ZM253 221H256V220H253ZM16 222H14V224ZM124 222H126V221L124 220ZM258 222L260 223V221H258ZM8 223H9V221H8ZM127 223H128V221H127ZM261 223H263V222H261ZM11 224H13V223H10L9 225H11ZM14 224L12 225L13 227L15 226ZM119 224L121 226V223H119ZM252 224L255 225V224H258V223L257 222H254V223H251V225ZM123 225L124 224H122V226ZM136 226L134 227V230H135ZM11 227H8L9 230H11L10 229ZM13 227H12V229H13ZM138 227H141V226H138ZM240 227H241V225H240ZM15 228L17 230H20V227H17V224L14 227V229ZM173 228H175V227H173ZM252 228H250V229H252ZM30 229H31V227H30ZM121 229H122V227H121ZM194 229H195V227H194ZM40 231H42V230H40ZM252 231H253V229H252ZM115 233H117V232H115ZM135 233H133V234H135ZM157 234H159V233H157ZM40 235H38V236H40ZM125 235H128V234H125ZM250 236H252V234ZM171 237H172V235H171ZM52 238H53V235H52ZM113 238H115V237H113ZM248 238H250V237H248ZM248 238H246V239H248ZM255 238H257V237H255ZM241 239H243V238L241 237ZM124 240H125V238H124ZM250 240L253 241L254 239H250ZM178 241H179V239H178ZM246 241H249V240H245V243H246ZM13 245L10 246V247H13ZM48 245H49V243H48ZM37 246H38V244H37ZM26 248H28V247H26ZM50 248H51V246H50ZM12 249H15L16 250V245ZM5 250H7V249H5ZM112 250H113V248H112ZM199 250H200V248H199ZM204 250H206V249H204ZM106 252H109V251H106ZM110 252H112V251H110ZM26 253H27V251H26ZM73 253H76V251L73 252ZM204 253H205V251H204ZM76 254L78 255V253H76ZM30 255H32V254H30ZM40 257H42V256H40ZM27 258H28V256H27ZM91 258H92V256H91ZM76 259H78V258H76ZM84 259H85V257H84ZM5 261L7 262V260H5ZM97 262H99V261H97ZM7 264H8V262H7ZM37 264H40V263H37Z\"/></svg>",
	"mask_w": 264,
	"mask_h": 264
},
{
	"label": "snow or ice",
	"instance_id": "6c2138e0",
	"mask_svg": "<svg viewBox=\"0 0 264 264\" xmlns=\"http://www.w3.org/2000/svg\"><path fill=\"white\" fill-rule=\"evenodd\" d=\"M9 126H11V125H9Z\"/></svg>",
	"mask_w": 264,
	"mask_h": 264
}]
</instances>
